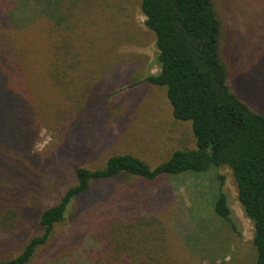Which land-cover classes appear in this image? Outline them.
I'll return each mask as SVG.
<instances>
[{
	"label": "rangeland",
	"instance_id": "1",
	"mask_svg": "<svg viewBox=\"0 0 264 264\" xmlns=\"http://www.w3.org/2000/svg\"><path fill=\"white\" fill-rule=\"evenodd\" d=\"M16 1L20 3L10 11L17 28L43 13L62 16L69 24L65 25V37L71 40V50L84 52L85 57L77 70L80 79L76 76L77 84L70 90L71 96L77 91V102L67 99L61 89V118L56 119L48 106L45 115L39 113L43 126L35 134L31 150L38 162L27 161L29 167L25 166L21 176L27 178L26 183L12 190L20 193V211L8 221L15 229L7 233L10 240L6 244L0 243V259L18 254L24 242L37 233L36 216L75 182V167L94 170L111 156L132 155L153 168L175 150L195 147L190 124L173 118L165 90L144 82L147 75L158 72V66L154 36L144 26L140 0ZM50 1H57L58 12ZM211 1L219 22L218 52L228 86L250 110L264 116V15L255 13L253 0ZM261 6L257 3L256 10ZM49 23L43 18L35 28L27 29L26 35L12 32L14 45L19 51L45 50L40 41ZM45 99L51 104L58 98L48 94ZM219 175L224 179L223 191L236 231L214 213ZM118 186L131 197L124 199V208L117 212L111 208V213L146 219L118 223L126 230L115 225L114 233L110 230L105 236L126 246L133 261L148 256L142 250L136 252L145 242L150 254L162 263L255 264L253 227L237 201L229 168L161 177L152 184L134 177L120 185L117 181L95 183L82 200L87 204L96 191L106 197V191L113 189L115 194ZM80 204L79 199L72 204V217L67 215L30 264H91L90 253L99 260L104 250L99 239L84 228V219H77ZM98 213L95 210L94 217L100 221L104 216ZM93 223L97 226L95 220ZM3 237L0 231V239Z\"/></svg>",
	"mask_w": 264,
	"mask_h": 264
},
{
	"label": "trees",
	"instance_id": "2",
	"mask_svg": "<svg viewBox=\"0 0 264 264\" xmlns=\"http://www.w3.org/2000/svg\"><path fill=\"white\" fill-rule=\"evenodd\" d=\"M253 1L255 13L264 15V5L259 3L264 0ZM27 2L36 4L39 1ZM50 2L58 12L57 1ZM18 3L20 1L0 0V231L5 235L0 243L4 244L10 240L7 233L15 229L8 221L20 211V193L14 194L12 190L26 183L27 178L21 176L29 167L27 161L38 162L31 150L34 136L43 126L44 118H40L39 113L43 114L44 107L48 106L56 113V119L61 118V89L67 99L74 98L77 102V88L73 96L70 90L77 84V70L85 57L84 52L71 50V40L65 37V29H68L65 25L69 24H65L66 19L64 21L62 16L43 13L17 28L10 9ZM257 3L261 6L258 10ZM212 5L211 0L139 2L144 26L154 36L158 66V72L147 75L144 82L165 90L173 118L190 124L195 147L175 150L153 168L132 155L111 156L103 167L94 170L75 167V182L63 191L55 204L36 216L37 233L24 242L18 254L0 259V264H30L37 251L52 239L56 228L66 222L67 215L72 217L70 211L77 199L81 200L77 219H84V228L99 239L101 250H104L97 261L95 254L90 253L91 264H168L150 254V247L145 242L136 252L142 250L148 256L135 262L127 254L126 246L105 236L110 230L114 233L115 225L126 230L118 223H139L146 219L142 215L111 213V208L116 209L115 212L124 208L125 201L131 197L130 193L120 189L121 186H118L119 190L116 188L115 194L113 189L106 191V197L96 191L87 204L82 198L95 183L117 181L120 185L124 179L134 177L152 184L161 177L204 173L211 167L222 166L231 171L237 201L252 224L255 264H264V116L250 110L228 86L218 52L219 22ZM43 18H48L51 23L40 41L46 49L19 51L11 33L26 35L27 29L35 28ZM48 94L58 99L49 104L45 99ZM223 180L219 175L214 213L219 221L236 231L223 191ZM95 210L99 217L104 216L100 221L94 217ZM94 220L98 227L93 225ZM187 239L190 240V236ZM161 247L165 249L163 244Z\"/></svg>",
	"mask_w": 264,
	"mask_h": 264
}]
</instances>
